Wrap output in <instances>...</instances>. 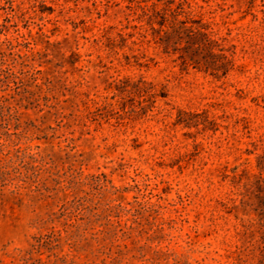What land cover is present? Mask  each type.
Returning <instances> with one entry per match:
<instances>
[{
    "label": "rangeland",
    "instance_id": "obj_1",
    "mask_svg": "<svg viewBox=\"0 0 264 264\" xmlns=\"http://www.w3.org/2000/svg\"><path fill=\"white\" fill-rule=\"evenodd\" d=\"M139 1L0 0V264H252L258 219L220 170L256 171L264 0H190L237 47L226 79L153 48L127 64ZM140 75L167 97L124 85Z\"/></svg>",
    "mask_w": 264,
    "mask_h": 264
},
{
    "label": "trees",
    "instance_id": "obj_2",
    "mask_svg": "<svg viewBox=\"0 0 264 264\" xmlns=\"http://www.w3.org/2000/svg\"><path fill=\"white\" fill-rule=\"evenodd\" d=\"M138 8V17L144 23L139 27L138 37L134 39V33L128 34L133 38L129 49L137 54L125 55L127 64L149 67V61H154V58L150 57L149 61L142 59L153 48L174 57L173 61L178 62L183 71L194 68L217 79H226L234 71H243V65L236 63V45L228 44L224 36H216L212 23L204 21L201 15L195 17L190 0H141ZM123 83L152 102L167 97L165 86L148 82L142 75L134 80L127 78ZM254 100L258 106L264 107L259 98ZM185 114L192 115L180 110L176 123H182ZM210 122L217 126L214 120ZM251 146L244 153L254 155L256 171L244 167L246 161L233 167L225 165L220 174L223 180H229L238 189L236 197H229L224 205L239 201L243 210L258 219L257 222L242 224L243 228L238 232L241 241L236 246L239 261L250 263L252 260V264H264V133L252 141Z\"/></svg>",
    "mask_w": 264,
    "mask_h": 264
}]
</instances>
